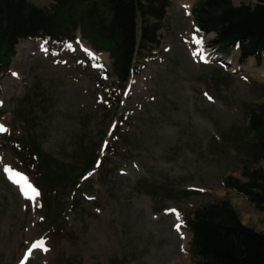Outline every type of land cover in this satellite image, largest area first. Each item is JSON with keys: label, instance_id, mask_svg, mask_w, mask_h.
Returning a JSON list of instances; mask_svg holds the SVG:
<instances>
[{"label": "rangeland", "instance_id": "obj_1", "mask_svg": "<svg viewBox=\"0 0 264 264\" xmlns=\"http://www.w3.org/2000/svg\"><path fill=\"white\" fill-rule=\"evenodd\" d=\"M29 1L47 11L54 4ZM197 2L171 0L161 46L136 59L140 71L126 92L115 88L109 55L90 57L79 34L70 53H54L37 40L18 44L0 85L7 135L20 134L14 116L30 127L25 104L35 116L32 137L61 162L73 160L80 139L100 146L112 122L117 130L106 140L113 147L101 168L107 172L97 167L80 181L74 199L68 191L60 199L65 225L52 238L41 227L39 195H25L35 177L19 168L7 135L0 136V264H193L186 221L196 208L224 198L244 225L264 233V213L223 185L229 176L244 180L242 168L256 164L234 139L253 109L264 113V60L260 68L254 59L240 64L234 51L232 66H225L234 80H223L217 69L223 66L212 62L207 47L213 35L202 39L194 26ZM113 93L121 102L110 109ZM6 165L13 171L5 172ZM187 191L201 195L184 198ZM73 201L76 210L68 205Z\"/></svg>", "mask_w": 264, "mask_h": 264}, {"label": "trees", "instance_id": "obj_2", "mask_svg": "<svg viewBox=\"0 0 264 264\" xmlns=\"http://www.w3.org/2000/svg\"><path fill=\"white\" fill-rule=\"evenodd\" d=\"M235 7L231 0H200L194 19L202 36L215 34L211 42L215 53L229 55L240 48L241 60L250 57L261 66L264 54V0ZM170 0H54L50 10L29 0H0V81L16 55L20 41L43 38L51 44L71 43L80 31L97 51L109 52L112 73L120 87L130 80L136 58L159 48V32L164 28ZM224 79L230 76L225 74ZM10 138L11 149L30 169L41 190V214L48 230L62 221L60 196L73 190L78 178L96 162L98 145L84 142L76 149L72 162L64 163L43 153L32 137ZM237 144H245L256 164L242 169L245 179L227 178V189L246 197L254 208L264 213V113L253 109L249 125L239 131ZM192 192L183 193L184 198ZM58 228V227H57ZM192 234L190 253L193 264H264V233L242 224L229 199L205 204L188 219Z\"/></svg>", "mask_w": 264, "mask_h": 264}, {"label": "snow or ice", "instance_id": "obj_3", "mask_svg": "<svg viewBox=\"0 0 264 264\" xmlns=\"http://www.w3.org/2000/svg\"><path fill=\"white\" fill-rule=\"evenodd\" d=\"M200 43H202V41H200ZM14 75H15V73H14ZM3 131H7V129L5 128V126L3 124H0V132H3ZM4 170H5V172H12L13 171V169H11V167L7 166V165L5 166ZM16 175H22V174L17 172ZM28 191H30L32 193L31 198H35L36 196L39 195V190L36 187H34L33 185H31L30 183L27 185V191H25V195H28ZM176 227L179 230L180 225L177 224ZM36 246H37L36 244L33 245V247H36ZM29 251H31V250H29Z\"/></svg>", "mask_w": 264, "mask_h": 264}, {"label": "bare ground", "instance_id": "obj_4", "mask_svg": "<svg viewBox=\"0 0 264 264\" xmlns=\"http://www.w3.org/2000/svg\"><path fill=\"white\" fill-rule=\"evenodd\" d=\"M186 1H187V0H186ZM189 1H190V0H189ZM191 1H192V0H191ZM15 56H16V55H15ZM15 56H14V57H15ZM12 60H13V59H12ZM11 63H12V62H11Z\"/></svg>", "mask_w": 264, "mask_h": 264}]
</instances>
